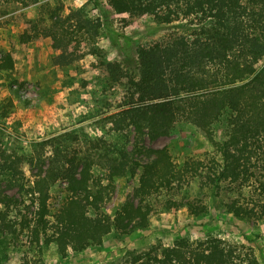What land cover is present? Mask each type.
I'll return each mask as SVG.
<instances>
[{
	"label": "trees",
	"instance_id": "1",
	"mask_svg": "<svg viewBox=\"0 0 264 264\" xmlns=\"http://www.w3.org/2000/svg\"><path fill=\"white\" fill-rule=\"evenodd\" d=\"M17 1L23 7L37 3ZM106 4L116 15L149 17L174 33L137 46L132 68L99 60L96 68L103 84L122 87L103 118L99 138L64 133L20 150L0 146V264L7 258L9 240L23 232L39 251L54 245L65 257L68 252L100 247L111 233L144 229L151 214L147 199L180 190L197 177L214 190L225 188L244 197L250 189L264 198V0H107ZM90 6L97 4L87 0L64 18L47 9L43 31L39 34L36 27L26 26L20 45L50 40L57 66L84 57V42L87 53L97 56L100 23L87 18L85 9ZM13 68L12 53L0 50V73ZM12 108L10 100H0V120ZM177 123L201 131L212 153L177 164L166 147L148 146L170 136ZM96 169L102 178L95 176ZM127 176L137 177V202H125L109 216L102 208L111 200L113 182ZM57 184L61 196L52 212L49 201ZM170 205L178 209L182 204ZM257 205L249 208L234 200L226 209L236 218L264 219V202ZM185 206L192 216L206 213L203 205ZM120 262L258 264L253 253L212 236L197 241L178 238L170 246L131 251Z\"/></svg>",
	"mask_w": 264,
	"mask_h": 264
},
{
	"label": "rangeland",
	"instance_id": "2",
	"mask_svg": "<svg viewBox=\"0 0 264 264\" xmlns=\"http://www.w3.org/2000/svg\"><path fill=\"white\" fill-rule=\"evenodd\" d=\"M87 18L100 23L95 46L97 56L87 53L88 45L82 44L85 56L68 66L55 65L57 53L50 40L39 38L22 47L19 36L26 26L36 27L39 34L48 22L47 9L64 18L84 5L87 0H37L23 7L17 0H0V50L10 51L14 68L0 73V100H10L13 108L5 119L0 120V146L20 150L31 142L71 133L79 138H99L104 122L114 101L122 92L120 85L103 84L96 68L99 60L122 63L134 67L135 49L158 40L167 39L175 29L157 25L149 17L116 15L107 6V0H94ZM42 8H46L42 10ZM92 54V55H91ZM60 62V61H59ZM222 125L217 127V139H222ZM154 148L166 147L172 160L181 164L186 160H202L211 154L201 131L188 123H177L165 138L148 143ZM94 174L102 178V171ZM114 192L102 211L109 216L125 202L135 199L137 177H119L113 182ZM61 186L51 190V211L56 209ZM248 191H251L248 193ZM240 197L225 188L211 189L203 177L192 179L180 190L161 192L147 199L151 208L148 226L127 235L111 233L100 247L85 251L58 255L54 245L41 247L31 245L26 232L9 240L7 258L2 264H120L126 253L145 251L151 246H170L178 238L190 241L212 236L242 252H251L258 264H264V219L236 218L226 209V204L238 201L249 208H258L264 198L248 189ZM243 200V198H245ZM170 202L182 204L174 209ZM206 207L200 216L189 214L186 204Z\"/></svg>",
	"mask_w": 264,
	"mask_h": 264
}]
</instances>
